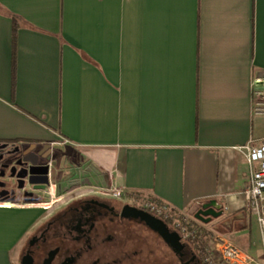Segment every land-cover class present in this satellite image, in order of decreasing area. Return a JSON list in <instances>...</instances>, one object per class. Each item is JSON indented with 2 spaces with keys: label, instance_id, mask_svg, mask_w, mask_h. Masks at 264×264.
Instances as JSON below:
<instances>
[{
  "label": "crops",
  "instance_id": "crops-1",
  "mask_svg": "<svg viewBox=\"0 0 264 264\" xmlns=\"http://www.w3.org/2000/svg\"><path fill=\"white\" fill-rule=\"evenodd\" d=\"M4 8L36 27L18 30L15 74ZM257 79L264 0H0V142L51 144L174 211H244ZM37 208L0 199V264H19Z\"/></svg>",
  "mask_w": 264,
  "mask_h": 264
},
{
  "label": "flooded vegetation",
  "instance_id": "flooded-vegetation-1",
  "mask_svg": "<svg viewBox=\"0 0 264 264\" xmlns=\"http://www.w3.org/2000/svg\"><path fill=\"white\" fill-rule=\"evenodd\" d=\"M65 163L61 149L51 144L0 142V199L33 203L39 211L22 240L19 264H204L196 252L197 243L183 237L177 224L125 194L83 193L46 206L37 203L44 198L43 192L52 189L53 180L62 178ZM134 208L162 220L180 236L184 247L172 246L134 216ZM200 209L198 205L195 218ZM203 211L209 221L198 220L209 224L218 219V228L231 224L229 219L238 214L225 215L224 211L214 217L219 209ZM232 224H239V220Z\"/></svg>",
  "mask_w": 264,
  "mask_h": 264
},
{
  "label": "rangeland",
  "instance_id": "rangeland-1",
  "mask_svg": "<svg viewBox=\"0 0 264 264\" xmlns=\"http://www.w3.org/2000/svg\"><path fill=\"white\" fill-rule=\"evenodd\" d=\"M63 166L64 172L62 178L53 180V183L56 185V190L54 191V186H52L51 190L43 192L42 194L44 198L40 200L41 202L37 203H45L49 200L48 204H43V206H46L64 200L65 198L72 195L107 192L106 189L108 186L100 185L99 179L95 174L98 173L97 170H95L92 164L87 163L86 160L79 159L73 160L72 162L66 161ZM128 197L130 200L136 201L137 203L143 205H145L147 202H154L150 198H146L142 195ZM222 202L226 206V202L224 200H222ZM238 205L244 208V212L247 215V226L245 228H240L236 224L232 230H227L226 233L230 238L237 240L240 245L248 249L251 254L260 258L261 234L259 223L254 213L251 211V209H249L246 201H243L242 198H239ZM195 210H188L184 213L176 211L173 212L172 216L168 219L174 225L179 224V226H186L189 230H195V232H193L195 237L188 238V240L189 242H191L192 239L196 241V252H200V256L204 264H209L206 261V257L209 255V252L213 247L211 236L209 234L211 231L209 230L217 228L218 230L225 231L226 229L223 230L222 228L215 227V223L218 221V219L209 224L202 223L193 215ZM207 236L209 237L207 238ZM20 246L21 245H19V249Z\"/></svg>",
  "mask_w": 264,
  "mask_h": 264
},
{
  "label": "built area",
  "instance_id": "built-area-1",
  "mask_svg": "<svg viewBox=\"0 0 264 264\" xmlns=\"http://www.w3.org/2000/svg\"><path fill=\"white\" fill-rule=\"evenodd\" d=\"M262 81L261 79L255 80L254 96L257 110L264 113V86L259 85ZM66 142L68 141L66 140ZM244 148L249 167V181L242 194L260 226L262 259L253 256L230 238L226 232L214 228L209 230L213 245L206 257L209 264H264V138L257 144L252 141ZM52 186L55 190V185ZM106 191L116 197L125 194L122 189L114 187H108ZM145 206L157 216L167 219L172 216L173 212H176L164 202H147ZM177 226L183 237L187 239L195 237L193 234L195 230H189L186 226H179V224ZM192 241L196 243L194 239Z\"/></svg>",
  "mask_w": 264,
  "mask_h": 264
},
{
  "label": "water",
  "instance_id": "water-1",
  "mask_svg": "<svg viewBox=\"0 0 264 264\" xmlns=\"http://www.w3.org/2000/svg\"><path fill=\"white\" fill-rule=\"evenodd\" d=\"M198 205L201 207V209L196 213V218L206 223L209 221V219L204 218L206 212L203 210L205 208H210L211 210L219 209L218 212L214 213L213 215L214 217H219L224 212V205L221 202H219L217 199L204 200L199 202ZM134 210H135V212L133 213L134 216L140 217L149 226L157 230L165 238L166 241L172 244V246L177 247L179 250H181L184 247V245L180 241V236L175 232H171L162 220L143 210L137 208H134ZM245 219H246V214L244 211H242L236 214L235 216H233L232 218H230L229 221L231 222V224H225V227H223L222 229L232 230L233 229L232 222L234 220H239L240 222L238 225L244 227Z\"/></svg>",
  "mask_w": 264,
  "mask_h": 264
},
{
  "label": "trees",
  "instance_id": "trees-1",
  "mask_svg": "<svg viewBox=\"0 0 264 264\" xmlns=\"http://www.w3.org/2000/svg\"><path fill=\"white\" fill-rule=\"evenodd\" d=\"M2 13H4L6 16L10 17L13 21V70L15 74V63H16V44H17V34L18 30L22 27H28L35 29L36 27L28 23L23 17L20 15L10 11L9 9L4 8L2 10Z\"/></svg>",
  "mask_w": 264,
  "mask_h": 264
}]
</instances>
